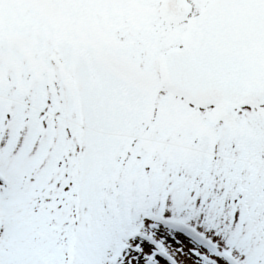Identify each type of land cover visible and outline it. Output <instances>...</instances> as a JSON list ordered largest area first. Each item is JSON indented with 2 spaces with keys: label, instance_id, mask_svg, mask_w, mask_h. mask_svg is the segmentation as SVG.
Listing matches in <instances>:
<instances>
[{
  "label": "snow or ice",
  "instance_id": "1",
  "mask_svg": "<svg viewBox=\"0 0 264 264\" xmlns=\"http://www.w3.org/2000/svg\"><path fill=\"white\" fill-rule=\"evenodd\" d=\"M0 264H264V0H0Z\"/></svg>",
  "mask_w": 264,
  "mask_h": 264
}]
</instances>
